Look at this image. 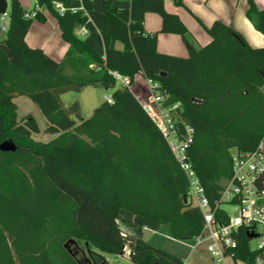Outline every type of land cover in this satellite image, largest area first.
Here are the masks:
<instances>
[{"label":"trees","instance_id":"trees-1","mask_svg":"<svg viewBox=\"0 0 264 264\" xmlns=\"http://www.w3.org/2000/svg\"><path fill=\"white\" fill-rule=\"evenodd\" d=\"M36 1L40 9L28 18L20 0H10L0 41V264H109L103 253L124 255L126 248L134 264H182V258L119 226V220L135 225L121 217L127 210L168 224L178 240H192L204 233L205 222L167 140L132 89L117 87L113 73L131 85L142 73L165 96L164 106L179 104L178 125L193 128L189 161L216 222L226 225L220 198L232 178V150L253 151L264 140V47L251 46L216 20L205 26L211 41L197 48L164 0H131L121 10L105 0L102 55L75 33L77 26L95 31L82 10L57 11L54 2L67 6L66 0ZM248 5L246 15L264 37V8L254 0ZM44 9L57 18L69 44L60 61L25 41L33 20H45ZM147 12L160 15L159 31L145 32ZM160 33L179 34L188 56L159 52ZM98 85L114 89L112 103L103 101L89 117L78 100L67 106L61 98ZM17 96L38 106L52 139L33 138L40 127L31 114L18 118ZM233 236L235 259L256 264L263 257V250L251 248L246 226Z\"/></svg>","mask_w":264,"mask_h":264},{"label":"built area","instance_id":"built-area-1","mask_svg":"<svg viewBox=\"0 0 264 264\" xmlns=\"http://www.w3.org/2000/svg\"><path fill=\"white\" fill-rule=\"evenodd\" d=\"M54 7L59 12L67 9L60 1H55ZM39 9L40 6L36 5L33 10L25 12L24 16L34 17ZM2 15L7 17L8 13ZM113 75L120 87L131 88L128 77L118 73ZM155 85L150 82L149 93L141 103L162 132L171 152L185 172L189 182V199L200 209L205 222L204 233L192 239L194 241L192 250L204 249L215 264H244L233 255V250L237 247L233 235L240 226H246L247 232L259 234L256 237L259 238V242L251 245V248L264 251V187L260 186L264 177V140L253 151L236 149L232 151V178L226 182L220 198V207L227 212L229 223L226 225L217 223L212 206L187 155V147L193 138V128L187 124L183 127L178 125L175 111L179 104L164 106L165 96L154 90ZM105 99L112 103V97L108 96ZM227 206L234 208L236 213L227 211ZM182 264L190 263L183 260ZM256 264H264V255L258 258Z\"/></svg>","mask_w":264,"mask_h":264},{"label":"crops","instance_id":"crops-1","mask_svg":"<svg viewBox=\"0 0 264 264\" xmlns=\"http://www.w3.org/2000/svg\"><path fill=\"white\" fill-rule=\"evenodd\" d=\"M66 1L67 8L72 10H82L88 16L89 20L95 27V31L91 32L84 26H77L75 28L76 35L87 41L100 54L104 55L105 46L102 38V32L106 29V20L104 13L105 0ZM206 1H209L206 6L200 3H195L193 1L184 2L186 4V7L191 10L193 14L192 16L188 15L181 8H173L172 6L167 5L165 1L164 3L166 10L168 12L177 14L181 21L185 24L189 31L191 41L197 48L202 47L211 41V36L207 33L205 26H211L216 20L222 21L223 23L231 26L236 31L240 32L242 35H246L247 37H249L246 41H249L248 43L251 46L261 47V45L254 44L252 40L253 38H255L256 40V36H254V34L260 33L262 37L263 35L261 32L256 30L252 21L249 20L246 15L249 7L248 0H221L220 2L216 0ZM7 2L8 13L10 0H7ZM20 2L26 11L33 10L37 5L36 0H20ZM112 2L114 6L121 10L124 8H128L130 6L131 0H112ZM254 2L259 8H264V0H254ZM43 14L45 15V20H33L25 36V41L30 47L40 48L51 58L55 59L56 61H60L68 50L69 44L61 36V30L59 28L57 18L46 9L43 10ZM161 23L162 20L159 14L155 12H147L145 14L143 27L145 32L152 33L160 30ZM8 24L9 17H4L2 14H0V41L6 37V29L8 27ZM249 35H252L253 38L251 39ZM119 43L120 42H117L116 46L117 48L122 49L123 44L121 43V45H119ZM157 48L161 53L181 57L188 56V50L182 37L176 33H160L158 35ZM95 87L105 88L101 85ZM117 87L120 86L117 84ZM131 89L139 99L141 96H146L149 93L150 81L147 80L142 73H139L135 76L134 82L131 85ZM113 90L114 89H112V92ZM135 90L138 93H136ZM112 92L110 94V97L112 95ZM79 102L81 104V100H79ZM120 215L122 218L130 220L135 224L134 226H132L125 221L119 220L118 223L120 228L124 232L139 237L144 241H147V236L146 238H144L145 232L147 230H151L152 232H154L156 231V229L158 230L162 226L160 223L154 222L143 216L136 215L127 210H121ZM127 252L128 248L125 249V253ZM103 255L107 259L106 253H103ZM182 259L189 262L188 257L186 259L182 257Z\"/></svg>","mask_w":264,"mask_h":264},{"label":"rangeland","instance_id":"rangeland-1","mask_svg":"<svg viewBox=\"0 0 264 264\" xmlns=\"http://www.w3.org/2000/svg\"><path fill=\"white\" fill-rule=\"evenodd\" d=\"M167 5L172 6L173 8H181L184 10L188 15L192 16V12L189 8L186 7V4L184 2L186 1H193L195 3H200L206 6V4L209 1L206 0H182L184 4L182 5H176L173 0H164ZM220 2L221 0H216ZM247 34V33H245ZM252 39L253 36L249 35ZM256 36L253 38L254 44L261 45V47H264V37H262L259 34H254ZM245 40H248L249 37L246 35H243ZM189 38L191 40V37L189 35ZM192 42V41H191ZM249 42V41H248ZM193 43V42H192ZM121 45V43H119ZM119 84V83H118ZM112 92V89H105L102 87H95V86H89L85 89H83L80 92H66L64 93L61 98L65 102V105L69 106L74 100H81V108L83 115L85 117L91 116L94 109L103 101H105V97L110 96ZM136 93H138L135 90ZM140 101H144L145 95L141 96ZM15 103L18 106L17 115L18 118L21 119L24 116L31 114L33 115L38 125L41 127V131L39 133H34L33 138L35 140L47 142L50 139H52L55 135L45 133V128L47 125L46 119L38 106L27 96H17L14 98ZM226 210L231 213H236L234 208L227 206ZM162 226L156 231L152 232L151 230H147L145 232V237L147 236V243H150L151 245L155 247L162 248L166 250L167 252L186 259L188 257V260L191 264H215L214 260L211 258L210 254L203 250V249H196L192 250V245L194 244L193 240H178L171 236L169 226L168 224H161ZM259 242V238H253L251 240V245L254 246ZM79 243V251H82L83 254L87 255L88 251L84 247L83 242ZM95 251H98L94 249ZM78 251V252H79ZM80 253V252H79ZM107 260L109 261V264H134L128 259V252L124 255H115V254H107L106 253Z\"/></svg>","mask_w":264,"mask_h":264},{"label":"water","instance_id":"water-1","mask_svg":"<svg viewBox=\"0 0 264 264\" xmlns=\"http://www.w3.org/2000/svg\"><path fill=\"white\" fill-rule=\"evenodd\" d=\"M8 8V2L7 0H0V14H5L7 12ZM165 74V73H163ZM1 149H5L4 145L0 146ZM248 236L250 239L256 238L259 236V234L254 233L253 231L248 232ZM72 242H75V240H71Z\"/></svg>","mask_w":264,"mask_h":264}]
</instances>
